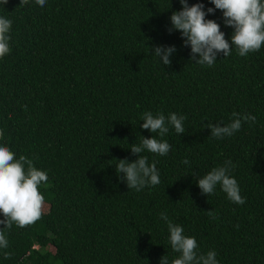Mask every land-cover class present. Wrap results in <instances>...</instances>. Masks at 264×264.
<instances>
[{
    "label": "trees",
    "instance_id": "16d2710c",
    "mask_svg": "<svg viewBox=\"0 0 264 264\" xmlns=\"http://www.w3.org/2000/svg\"><path fill=\"white\" fill-rule=\"evenodd\" d=\"M181 10L179 0H0V18L12 22L10 52L0 58V146L48 175L41 218L25 228L0 224L8 241L0 264H161L164 256L171 264L178 254L161 213L196 239L198 255L264 264V46L196 64L181 33L170 32ZM205 18L231 41L220 10ZM158 46L176 49L169 66L154 55ZM144 112L183 115L186 131L163 137L166 156L142 153L161 182L137 192L115 165L138 159L130 147L142 137L160 139L142 129ZM233 112L256 121L210 137L207 125L224 126ZM227 161L243 205L219 185L209 196L197 187Z\"/></svg>",
    "mask_w": 264,
    "mask_h": 264
},
{
    "label": "clouds",
    "instance_id": "9594fccd",
    "mask_svg": "<svg viewBox=\"0 0 264 264\" xmlns=\"http://www.w3.org/2000/svg\"><path fill=\"white\" fill-rule=\"evenodd\" d=\"M2 2L5 5L8 0H2ZM26 2L27 0H21V3ZM209 2L214 5V8H209L206 13L201 3L189 6L187 0H179L182 10L173 12L170 17L172 25L170 32L181 33L184 46L190 47L191 58L196 64L211 67L216 62L218 53H223L227 57L235 48L240 57H246L264 46V0H209ZM35 4L44 7L46 0H35ZM216 10L223 13L225 26L234 29L230 42L225 39V34L220 30L218 23L205 18L207 14H214ZM11 26V20L0 18V58L10 52L8 34ZM152 51L159 58L160 63L169 66L171 64L169 57L176 49L158 46ZM185 119V116H178L176 113H171L167 117L162 113L155 116L152 112L143 113L142 129L157 134L160 139L154 135L151 138L142 137L138 145L134 144L130 147V152L138 156V159L134 162H129L127 159L117 161L116 174L118 177L122 174V180L129 190L134 189L139 192L145 187L160 184V174L156 163L149 164L148 157L142 153L166 156L171 145L163 137L169 133L170 129H174L177 135L184 134ZM255 121L254 115L233 112L230 123L224 126L208 124L207 128L211 132L210 137L223 139L237 133L242 123L254 124ZM0 137H3L2 131H0ZM182 163L188 165L189 161L185 159ZM232 167L234 166L231 161H227L225 165L213 168L199 178L197 187L201 194L209 196L219 185L230 202L243 205L246 201L240 195L238 183L229 175ZM47 181V173L38 170L31 159L24 155L16 159L15 153L9 147L0 146V215L4 217L0 220V224L10 229L13 225L25 228L37 222L43 214L45 203V198L40 193V186ZM208 215L215 218L214 211L208 212ZM161 219L167 223L170 246L173 252L178 254L171 264H218L214 250L198 255V245L194 237L184 235V229L172 223L166 213H161ZM7 247L6 236L0 230V248ZM7 255L6 253V258ZM161 264H168L166 256L161 258Z\"/></svg>",
    "mask_w": 264,
    "mask_h": 264
}]
</instances>
